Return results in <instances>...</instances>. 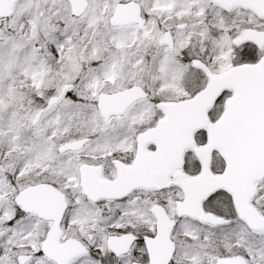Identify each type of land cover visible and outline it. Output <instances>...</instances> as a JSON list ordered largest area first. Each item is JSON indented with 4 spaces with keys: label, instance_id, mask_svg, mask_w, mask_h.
<instances>
[{
    "label": "snow or ice",
    "instance_id": "snow-or-ice-1",
    "mask_svg": "<svg viewBox=\"0 0 264 264\" xmlns=\"http://www.w3.org/2000/svg\"><path fill=\"white\" fill-rule=\"evenodd\" d=\"M0 264H264V0H0Z\"/></svg>",
    "mask_w": 264,
    "mask_h": 264
}]
</instances>
